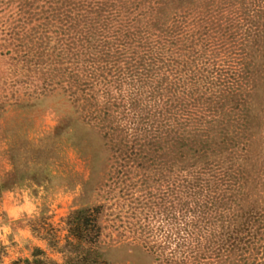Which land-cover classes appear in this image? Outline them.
<instances>
[{
	"label": "rangeland",
	"instance_id": "1",
	"mask_svg": "<svg viewBox=\"0 0 264 264\" xmlns=\"http://www.w3.org/2000/svg\"><path fill=\"white\" fill-rule=\"evenodd\" d=\"M95 1L111 14L105 18L114 29L107 34L121 29L119 36L172 43L190 64L168 75L164 67L161 78L153 71L147 81L120 78L70 95L69 86L92 82L88 68L72 62L69 34H53L57 26L42 16L53 1L0 0V264L31 262L35 250L42 264L189 261L179 240L197 215H188L194 203L184 207L181 182L174 187L163 163L157 170L145 161L137 169L121 156L139 150L138 137L145 152L152 132L181 115L178 107L192 104L188 99L207 102L199 92L185 97L184 89H197L187 88L181 76L203 69L207 57L194 55L206 45L215 68L240 60L233 42L246 21L264 31V0ZM72 37L81 38L82 51L87 34ZM254 71L248 100L260 128L252 131L248 166L257 187L250 196L264 200V70Z\"/></svg>",
	"mask_w": 264,
	"mask_h": 264
},
{
	"label": "trees",
	"instance_id": "2",
	"mask_svg": "<svg viewBox=\"0 0 264 264\" xmlns=\"http://www.w3.org/2000/svg\"><path fill=\"white\" fill-rule=\"evenodd\" d=\"M52 1L47 10H42V16L51 17V23L57 26L53 34L59 32L61 37L65 32L69 34L72 62L84 68V72L87 67L92 82L79 85V89L77 85L69 86L66 91L70 95L74 90L83 95L87 87L99 84H117L120 78L147 81L150 79L147 75L153 71L155 78H161L164 67V72L170 70L168 75L190 64L189 58L186 56L185 60L179 55L177 46L172 43L119 36L117 33L121 29L107 34L113 26L107 23L105 16L111 14L95 0ZM239 30L237 42L233 43L238 44L236 57L240 60L232 65L230 62L226 69L215 68L218 65L214 62L213 51L211 54L206 45L194 55L204 53L202 56L207 57L201 62L203 69L181 76L187 88L197 89L193 94L184 89L182 92L188 94H184L185 97H197L199 92L200 100L205 98L207 102L201 104L188 99L193 100L192 104L187 102L178 107V112L183 110L181 115L170 117L162 129L158 127L152 132L145 152L140 144L143 138L138 137L133 141L139 150H128V154L124 151L125 155L121 156L124 161L137 163V169L144 168L145 161L157 170L163 163L170 177H174V187L181 182L184 207L189 208L194 203L188 215H197V218L186 223L179 240L190 251L187 264H264V200L250 196L251 187L257 185L248 166L252 131L260 128L254 124L253 108L248 99L255 89L251 84L256 73L254 69L259 66L264 70V31L258 29L254 21H246ZM79 32L87 34L82 51L78 48L81 38L75 41L72 37ZM28 39L33 42L31 37ZM60 41L63 46L64 40ZM62 54L63 51L58 56L60 61ZM247 58L250 61L245 65ZM182 78L176 80L182 81ZM204 81L210 82L208 87H202ZM74 83H78L77 77ZM106 115L104 113L103 118ZM2 250L0 246V261ZM40 254L35 250L33 260L23 263L42 264L36 260ZM184 259L187 260V256Z\"/></svg>",
	"mask_w": 264,
	"mask_h": 264
}]
</instances>
